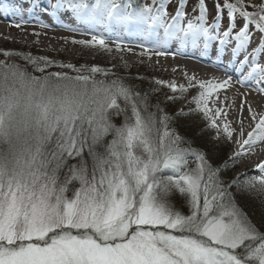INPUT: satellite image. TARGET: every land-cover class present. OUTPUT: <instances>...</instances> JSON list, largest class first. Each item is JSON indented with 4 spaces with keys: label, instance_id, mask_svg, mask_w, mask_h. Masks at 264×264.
Segmentation results:
<instances>
[{
    "label": "snow or ice",
    "instance_id": "6c2138e0",
    "mask_svg": "<svg viewBox=\"0 0 264 264\" xmlns=\"http://www.w3.org/2000/svg\"><path fill=\"white\" fill-rule=\"evenodd\" d=\"M171 3L0 2L6 17L19 18L17 28L27 23L25 13L49 27L39 10L72 31L78 29L61 13L110 33L120 26L144 33L155 47L140 44L141 55L191 48L211 58L214 48V63L238 77L204 81L192 75L187 85L153 80L157 87L140 92L111 68L0 50V264H264V214L254 220L237 199L250 198L264 209V160L254 165L258 175L240 180L246 173H239L230 182L221 175L225 166L212 163L213 141L222 135L232 141L236 132L224 107L216 106L219 90L236 83L264 94V0H195L191 14L189 0H175L169 12ZM72 42L113 50L102 35ZM172 42L177 52L168 51ZM114 43L117 51L127 47L118 36ZM54 66L74 74L49 71ZM162 86L181 93L165 102L199 89L191 98L195 107L175 115H200L206 124L197 135L211 129L215 136L194 147L171 127L175 117L151 100ZM248 110L255 127L246 138L241 127L229 157L234 162L264 143V112Z\"/></svg>",
    "mask_w": 264,
    "mask_h": 264
},
{
    "label": "rangeland",
    "instance_id": "374dc122",
    "mask_svg": "<svg viewBox=\"0 0 264 264\" xmlns=\"http://www.w3.org/2000/svg\"><path fill=\"white\" fill-rule=\"evenodd\" d=\"M123 2V0H122ZM253 3L259 2V0H252ZM144 3H151V0H146ZM195 0H189L188 11L192 9ZM175 5V0H172V3L169 6ZM211 5V4H210ZM238 27L240 21L237 22ZM7 29L3 34V38L0 39V50H14L21 52H30L36 56H47L54 61H59L63 63H72L77 67L81 65H98L105 68H111L113 72L120 77H127V83H130L134 86L136 91L144 92L146 90H150L153 87H157L153 83V80H161L158 75L152 73V71H148L146 68V58L141 55H138L136 46H131L125 48L123 51H117L115 49V43L111 40H106L109 47L113 50L111 52L105 51L101 49L99 46H84L81 44L73 43V39L75 40H90L92 36H86L85 34H72L67 32L65 33H53L48 34L43 32H35L39 33V35H34L32 32H28L25 29ZM11 29V30H10ZM65 34V35H64ZM83 36V37H81ZM259 33H257V37ZM126 45V44H124ZM127 48H130L131 51H128ZM4 57L0 55V59ZM151 58V57H150ZM16 60L18 63H25L18 57L12 58ZM133 60V61H129ZM261 61L264 63V59ZM31 70V69H29ZM49 71H69V69H61L59 67H52ZM39 75V73H36ZM136 77H144L145 79H136ZM98 79H103L104 77L99 76ZM108 79H115L116 77H107ZM166 81V80H164ZM199 89H192L187 92L191 97L198 93ZM187 93L182 95V98L176 101H168L165 102L166 96H181L180 92L173 93L172 91H166V86L160 87V91L152 94L151 100L154 103L156 100L161 101V107L168 112L170 115L175 117L171 127L176 128V130L183 136H187L193 141L194 147H201L202 140L212 139L215 136V131L209 129L206 133L202 135H197L198 131L204 128L206 121L202 119V117L196 113H191L186 116H176L175 114L183 109L186 113L189 109L194 108L195 104L193 103H185L188 99ZM123 120V117H115L114 121L117 124H120ZM199 127V130L194 132L193 128ZM110 140L111 137L109 136ZM213 143L216 145L215 153L212 155V163L214 166L224 165V170L221 175L224 180H228L230 182L232 179L237 178V174L240 173V169L238 168V163L229 160L230 151L229 146L231 141H229L225 136H221L220 140H214ZM6 147V146H5ZM225 150V154L222 159L217 160V154H221L223 149ZM71 163H75V161H71ZM192 167H195V164H191ZM246 175L239 176L240 180H244L246 178L258 175L254 172H244ZM235 193V188L232 189ZM71 195V192L68 193ZM237 199L241 206L252 215L253 219L259 218L262 214H264V209L253 200L247 197L237 196ZM182 211L187 212V208H183Z\"/></svg>",
    "mask_w": 264,
    "mask_h": 264
},
{
    "label": "bare ground",
    "instance_id": "6f19581e",
    "mask_svg": "<svg viewBox=\"0 0 264 264\" xmlns=\"http://www.w3.org/2000/svg\"><path fill=\"white\" fill-rule=\"evenodd\" d=\"M0 2H8L11 3L12 0H0ZM211 8V5H210ZM251 10V9H250ZM39 20L42 22H48L55 20L53 17L48 15L47 13L39 12ZM191 14V13H190ZM63 18L62 21L71 25L72 28H76L78 30L72 31L66 27H57L56 25L52 24L49 27L42 28L40 26V22L36 19H28L27 13L24 15V19L27 20V23L21 25L20 29H25L29 33L32 32H43L48 34L53 33H84V34H91V35H102L107 39H117V36L113 37L112 33L106 32L102 27H92L90 28L88 25L81 23L80 21L76 20L74 17L69 18L70 13H61ZM3 12L0 11V39L3 38L2 34L12 27L11 29H15L17 27L14 26L13 21L18 22V17H2ZM5 21H8L6 23ZM58 24V23H56ZM242 24V23H241ZM61 25V24H59ZM10 29V30H11ZM118 35L124 36V40L130 37L128 35V28L120 26L115 29ZM161 35L163 34V30H160ZM64 34V35H65ZM144 36H141V39L147 40L148 42H144L149 45H144L146 49H153L154 43L153 38L149 35L143 33ZM119 37V36H118ZM120 38V37H119ZM122 39V38H120ZM137 43H142L136 40ZM257 43V38L254 37L252 46L255 47ZM177 43L172 42L168 47V51L170 53L177 52ZM134 49L138 50V55H141L142 49H138L135 47ZM146 58V69L152 71L153 74L158 75L161 80L166 81H174L177 85L184 84L187 85L188 77L195 75L197 79L210 81L213 78H217V80H223L228 75L233 76V81L237 80V76L234 73H227L224 71L222 66H217L214 63L215 58V50L213 48L211 58H201L199 52L195 49H187L184 52L177 53L176 55H164V56H156L154 52L149 51L148 54L141 55ZM151 57V58H150ZM264 54H260L259 59L263 58ZM130 62L133 60H129ZM260 63H263L262 61ZM245 71L248 69L245 68ZM187 73V76L185 75ZM166 91H171L166 87ZM190 91V90H189ZM188 91V92H189ZM187 93V92H186ZM185 94V93H184ZM186 95V94H185ZM219 101L216 106L217 107H224V110L227 111V121L230 122V126L236 129V132L233 135V140L229 146L230 155L232 156L234 152L237 151L238 145L235 144V139L239 138V131L241 127L244 129V136L247 137V133L255 127V122L251 118V114L249 113V106L257 112L262 113L264 112V94L258 93L254 90L251 86H241L240 84L234 83L233 86L228 87L226 89L219 90L218 92ZM187 100L185 103H191V96L187 93ZM225 97H227V101H225ZM217 98V93H213L212 97L209 101V106L211 107V100ZM194 104V103H193ZM243 105V107H241ZM261 160H264V143L258 145L254 152L247 156H242L239 158L238 168L240 169V173H244L247 171L254 172L259 174V171L254 168V165Z\"/></svg>",
    "mask_w": 264,
    "mask_h": 264
},
{
    "label": "trees",
    "instance_id": "16d2710c",
    "mask_svg": "<svg viewBox=\"0 0 264 264\" xmlns=\"http://www.w3.org/2000/svg\"><path fill=\"white\" fill-rule=\"evenodd\" d=\"M152 101H153V100H152ZM198 130H199V127H195V128H193V131H194V132H196V131H198ZM199 132H200V130L198 131V133H199ZM225 150H226V149L224 148V149H223V152H222L221 154H219V153L217 154V156H218V158H216L217 160H220V159L223 158V156H224V154H225V153H224ZM225 182H228V180H227V181L225 180Z\"/></svg>",
    "mask_w": 264,
    "mask_h": 264
}]
</instances>
